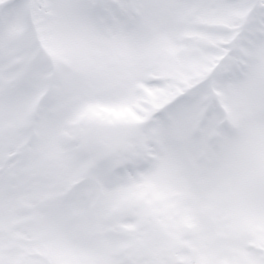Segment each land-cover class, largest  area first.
I'll use <instances>...</instances> for the list:
<instances>
[{
    "label": "snow or ice",
    "instance_id": "6c2138e0",
    "mask_svg": "<svg viewBox=\"0 0 264 264\" xmlns=\"http://www.w3.org/2000/svg\"><path fill=\"white\" fill-rule=\"evenodd\" d=\"M0 264H264V0H0Z\"/></svg>",
    "mask_w": 264,
    "mask_h": 264
}]
</instances>
